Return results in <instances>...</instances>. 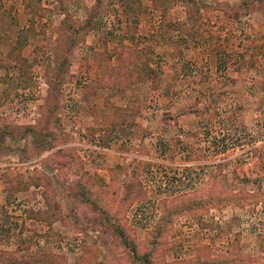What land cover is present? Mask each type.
Returning <instances> with one entry per match:
<instances>
[{
  "label": "rangeland",
  "instance_id": "1",
  "mask_svg": "<svg viewBox=\"0 0 264 264\" xmlns=\"http://www.w3.org/2000/svg\"><path fill=\"white\" fill-rule=\"evenodd\" d=\"M1 99L0 264H264V0H0Z\"/></svg>",
  "mask_w": 264,
  "mask_h": 264
},
{
  "label": "trees",
  "instance_id": "2",
  "mask_svg": "<svg viewBox=\"0 0 264 264\" xmlns=\"http://www.w3.org/2000/svg\"><path fill=\"white\" fill-rule=\"evenodd\" d=\"M3 99H1L0 101H2ZM2 139V135H0V142L2 141L1 140ZM123 236V235H122ZM135 257H137V259L140 261V262H142L143 264H147L148 262L146 261V258H145V256H141V257H139V256H137L136 254H134V258Z\"/></svg>",
  "mask_w": 264,
  "mask_h": 264
}]
</instances>
